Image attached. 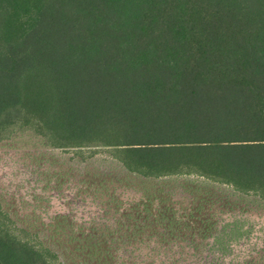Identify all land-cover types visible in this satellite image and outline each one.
<instances>
[{
	"label": "trees",
	"instance_id": "trees-1",
	"mask_svg": "<svg viewBox=\"0 0 264 264\" xmlns=\"http://www.w3.org/2000/svg\"><path fill=\"white\" fill-rule=\"evenodd\" d=\"M15 129L264 200V0H0V135ZM0 264L50 263L0 214Z\"/></svg>",
	"mask_w": 264,
	"mask_h": 264
},
{
	"label": "rangeland",
	"instance_id": "rangeland-1",
	"mask_svg": "<svg viewBox=\"0 0 264 264\" xmlns=\"http://www.w3.org/2000/svg\"><path fill=\"white\" fill-rule=\"evenodd\" d=\"M0 214L50 264H264V200L197 175L145 179L108 147L0 135Z\"/></svg>",
	"mask_w": 264,
	"mask_h": 264
}]
</instances>
